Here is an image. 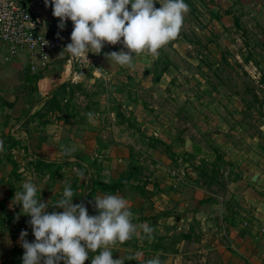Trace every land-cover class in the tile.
Returning a JSON list of instances; mask_svg holds the SVG:
<instances>
[{"label":"rangeland","instance_id":"374dc122","mask_svg":"<svg viewBox=\"0 0 264 264\" xmlns=\"http://www.w3.org/2000/svg\"><path fill=\"white\" fill-rule=\"evenodd\" d=\"M185 3L190 11L179 37L157 55L142 54L134 57L133 68L121 67L111 64L106 54L127 49L122 43L106 44L100 54L89 52L88 60L80 59L78 76L60 85L41 109L25 112L23 122L14 121L13 128L22 133L21 139L6 133L7 122L0 124V198L9 188L6 181L14 185L12 196L8 192L12 197L8 200L11 213L0 207V264H23L16 262L23 252H11L16 244L22 247V231H27L29 242L35 240L28 223L31 217L23 213L22 204L15 198L16 193L23 191L18 187L24 181L37 185L38 198L49 204L51 212L63 211L53 205L63 197L66 185L70 184L73 191L77 186L79 193L83 190L78 184H86L87 171L105 180L113 176L102 141L94 144L100 151L97 155L69 145V150L75 151L65 156L72 159L63 157L66 162L57 169L41 168L24 133L40 128L47 120L70 122V127H65L67 132L84 134L91 128L90 132H100L97 136L105 140L106 132H114V122L120 121L129 132V162L136 163L155 161L147 151L146 146L150 145L167 154L172 159L169 164L179 166L176 156L184 152L180 139L190 140L193 145L187 159L194 172L188 176L195 185L206 187L209 203L216 201L218 205L203 217L194 216L189 222L180 219L177 224L181 229L171 228L173 223L164 218L166 214L154 213L153 222L156 218L161 222L158 226L156 221L152 223L155 239L144 243L147 259L158 256L162 264H233L228 260L230 252H219L214 242L237 243L233 229L251 228V190L259 194L257 197L264 196L263 189L255 187L264 173V0ZM68 29L71 43L73 26ZM3 103L0 101V105ZM88 113L93 114L91 120ZM144 118L152 121L148 124ZM71 162H76V166H71ZM165 171L170 177L181 174L183 179L184 172L174 170V166ZM139 175L154 179L155 170L141 166ZM241 179L243 184L236 186L242 183ZM166 182L160 186L163 191L168 188ZM248 186L247 199L240 189ZM148 205L152 207V203ZM186 225H190L191 233L185 237L187 244L183 243ZM248 241L251 245V233ZM228 247L241 256L242 264H251V248L248 255L241 248L237 251ZM179 249L177 254L172 253ZM85 264H91V256Z\"/></svg>","mask_w":264,"mask_h":264},{"label":"crops","instance_id":"0c3cea01","mask_svg":"<svg viewBox=\"0 0 264 264\" xmlns=\"http://www.w3.org/2000/svg\"><path fill=\"white\" fill-rule=\"evenodd\" d=\"M21 1L33 7L51 31L61 34L63 44L51 53L49 62L44 64L38 57L30 55L28 50L24 48L20 49L17 54L10 56L8 46L0 40V101H4V103L0 105V124L4 125V123L7 122L5 127L6 133L8 135L11 134L16 139H21L22 133L15 131L13 128L14 121H25V112L28 110L35 112L41 109L45 101L53 95L54 90L61 83L69 79H74L79 74V58L73 57L65 49L69 44L68 28L73 26L72 21L68 20L65 28L60 29L58 27L60 23L59 18L53 16V9L51 6L45 4V0ZM145 118L143 120L148 124L152 121V118L147 120ZM96 121L97 119L93 118V123H96ZM25 124H27V121ZM113 126H115L113 127L114 132H106L108 138L105 140L97 136L100 132H90L91 128H88V131L84 134H79L78 132L66 131L65 127H70V122L68 121H48L41 125L40 128H32L29 132H25L24 139L29 141L34 153L36 152L48 159L58 160H62L63 157L72 159V157H67L64 154L65 149H69V145L78 146L83 152L90 154L94 152L97 155L100 151L94 144L96 145L97 143V145H99V142L102 141L103 151L107 152L106 157L108 158L105 160L109 161L108 166L110 167V171L113 176H118L120 172L129 167V132H127L126 126L120 121L114 122ZM109 127H112V125H109ZM75 130L78 129L76 128ZM78 131L84 130L79 129ZM101 133L103 134L105 132ZM174 133L175 132H171V134ZM97 138H101V140ZM180 140L183 141L184 152L183 155L176 156L178 158L177 160L180 161L179 164H177L179 166L169 164L172 159L162 150L156 149L150 145L146 146L148 147L147 151L152 153L150 156L155 161L151 163L147 161H137V164L145 167V170H155L154 179L150 176L143 177V180L147 181L146 188L149 191L148 194H123L97 191L95 196L116 194L126 198L129 201L131 211L134 213L133 223L138 225L148 224L152 226V223L154 224L156 221V226H158V222H161V219H159L158 222L157 218L154 222L153 219H151L153 214L157 212L166 214L164 218L168 217L169 221L173 223L171 228L174 229H181V226L177 224L180 219L189 222L194 216L203 217L206 211L211 210V207H215L218 204L216 201L212 204L209 203L206 198L208 197L206 187L195 185L192 177L188 176V174L194 172L192 163L187 159L189 155L188 152L192 151L193 144L187 138H181ZM13 148L15 149L16 147ZM70 164L71 166H76L74 165L76 162H71ZM87 165L88 164L85 163V166ZM168 166H174V170L183 171V179L181 178V174H178V177H170L165 171ZM165 173H167L168 176H164ZM254 173L255 176L258 175V172ZM165 181L168 183V188L165 189L167 191H163V189L160 188V186L164 185ZM239 181L242 183H236V186L243 184V179ZM255 187L263 189L264 193V173L262 174L261 180L255 184ZM240 192L247 194L246 196L248 199L250 186L245 190L240 189ZM5 193L6 194L2 195L0 199L8 195L7 190H5ZM258 195L256 191L252 192L251 190V211L253 214L251 228H243L240 226L233 229V240L235 239V241L238 242L234 243V241H232L227 245L218 240L214 242L213 246L217 248L219 252H225L226 254L230 252L228 260L233 264H242L241 256L238 255V253L230 251L228 246L234 247L237 251L241 248L246 252L251 248V255L248 261H250L251 264H264V196L257 197ZM73 203L78 204V199L73 198ZM149 203H152V207L148 205ZM259 218L262 220L263 224L259 222ZM189 226L190 225H186L187 228H183L185 233L190 231ZM153 227L155 228V226ZM238 229L243 230L247 235L240 234ZM250 233L251 245L248 241ZM150 239L151 238L144 236L143 238L131 239L124 244H117L112 249L113 257H122L125 259V264H131L134 260L129 261L127 257L140 253L136 262L138 264H146L149 253L147 252L148 248H146L147 244L144 243H147ZM155 241L157 242L158 240ZM188 242L186 238L183 239V243L187 244ZM152 243H154V240H152L151 244ZM155 246H157V244H155ZM213 246H207V248H213ZM207 248L205 247L202 250ZM180 250L181 249L177 251L174 250L172 253L177 254ZM151 255L153 256V253H151Z\"/></svg>","mask_w":264,"mask_h":264},{"label":"clouds","instance_id":"9594fccd","mask_svg":"<svg viewBox=\"0 0 264 264\" xmlns=\"http://www.w3.org/2000/svg\"><path fill=\"white\" fill-rule=\"evenodd\" d=\"M45 4L59 18L60 29L72 21L71 43L65 49L73 57L87 59L89 52L100 54L106 44L122 43L127 51H113L106 56L111 64L128 68L134 67V57L157 55L175 41L190 11L185 0H45ZM87 115L91 120L93 114ZM74 151L65 149L64 154L70 156ZM21 187L23 191L15 198L22 204L23 213L31 217L28 223L35 237L29 242L27 231L20 234L23 264H85L90 254L91 264H125L124 258L113 257L112 249L134 237L152 238L155 232L153 226L133 223L129 201L120 195L95 196L97 214L90 215L84 203H73L74 192L69 184L53 205L63 211L49 212V204L37 196L36 184L26 180ZM139 256L136 253L127 259L136 261ZM146 264L162 262L156 256Z\"/></svg>","mask_w":264,"mask_h":264},{"label":"built area","instance_id":"2783aa9c","mask_svg":"<svg viewBox=\"0 0 264 264\" xmlns=\"http://www.w3.org/2000/svg\"><path fill=\"white\" fill-rule=\"evenodd\" d=\"M0 40L10 56L24 48L44 64L63 44L61 34L51 31L33 7L21 0H0Z\"/></svg>","mask_w":264,"mask_h":264},{"label":"trees","instance_id":"16d2710c","mask_svg":"<svg viewBox=\"0 0 264 264\" xmlns=\"http://www.w3.org/2000/svg\"><path fill=\"white\" fill-rule=\"evenodd\" d=\"M66 82V81H65ZM65 82L61 83L60 85L64 84ZM59 85V86H60ZM59 86L54 90L53 95L56 93V91L59 89ZM52 95V96H53ZM47 120L46 122H48ZM11 135V134H10ZM12 136V135H11ZM14 137V136H12ZM36 157L40 160L41 168H47L50 169L54 166H56L55 169L59 168L66 162V160H58V159H48L46 157L41 156L40 154L35 152ZM40 166V165H38ZM59 166V167H57ZM87 170L88 167H86ZM12 171L15 170V167L11 169ZM10 170V171H11ZM141 173V166L138 165L136 162H130L129 167L122 172L118 176H112L110 179H102L97 177L95 174L87 171V181L79 183L78 185H81L83 190L79 193L77 190V186L74 188V196L73 198L78 199L79 203H84L88 211L91 215H96V209L94 207V197L97 191H107L110 193H123V194H148V190L146 188V182L143 180V178L139 175ZM105 181H108L105 183ZM8 182L9 188H7V191L10 192V195L12 196V190L14 188V185ZM20 190H23L21 185L18 187ZM73 189V188H72ZM6 195L4 198L0 199V207L3 212H7L8 214L11 213L12 210H10L8 206V200H11V196ZM8 216V215H7ZM185 233V232H184ZM191 234L190 232H186L184 234V238ZM135 239V238H133ZM158 245V244H157ZM17 251H21L22 256L17 259V263H23L22 257L24 254V250L22 247L18 246L17 244L12 248L11 252L17 253ZM95 254V253H94ZM93 254V255H94ZM91 256V255H90Z\"/></svg>","mask_w":264,"mask_h":264}]
</instances>
